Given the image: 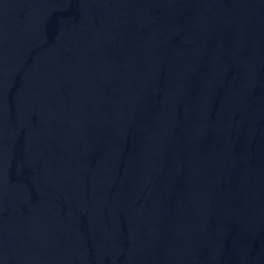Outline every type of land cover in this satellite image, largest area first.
<instances>
[{
  "label": "water",
  "instance_id": "1",
  "mask_svg": "<svg viewBox=\"0 0 264 264\" xmlns=\"http://www.w3.org/2000/svg\"><path fill=\"white\" fill-rule=\"evenodd\" d=\"M0 264H264V0H0Z\"/></svg>",
  "mask_w": 264,
  "mask_h": 264
}]
</instances>
